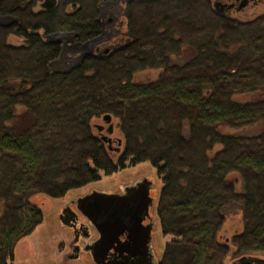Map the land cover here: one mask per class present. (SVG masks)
Here are the masks:
<instances>
[{"label": "trees", "instance_id": "trees-1", "mask_svg": "<svg viewBox=\"0 0 264 264\" xmlns=\"http://www.w3.org/2000/svg\"><path fill=\"white\" fill-rule=\"evenodd\" d=\"M45 1L0 0V16L15 19L0 23V264L41 223L35 198L144 162L160 179L155 217L171 237L156 264L264 256V11L237 21L218 0H124L132 40L59 72L49 64L60 43L42 36L97 38L98 6L113 0ZM151 70L154 79H134ZM112 119L123 140L115 161L93 124ZM255 124V134L230 133ZM232 206L242 227L228 244L220 231Z\"/></svg>", "mask_w": 264, "mask_h": 264}, {"label": "rangeland", "instance_id": "rangeland-1", "mask_svg": "<svg viewBox=\"0 0 264 264\" xmlns=\"http://www.w3.org/2000/svg\"><path fill=\"white\" fill-rule=\"evenodd\" d=\"M212 2L214 0H211ZM233 1V0H232ZM219 4L226 2L217 1ZM259 2V0H255ZM264 11V1L253 5L250 3L242 12L229 14V17L237 21H246ZM99 20L101 24L100 35L86 43H77L74 41L71 34L60 33L54 35L42 36L46 42H59L61 46L60 55L56 60L49 64L53 71L66 72L75 67L85 55H99L104 50H115L123 44L132 40L128 34L126 25V1L113 0L111 2L100 3L98 6ZM15 21L14 18L8 16H0V23L10 24ZM7 44L14 47L24 45L22 39L10 36L7 38ZM180 63L179 59L174 61ZM159 71H148L135 76L136 81L152 80L158 75ZM115 123L112 119L110 125L104 126V136L112 139L113 144L109 150L110 155L115 161L121 156L123 145L119 152H115L116 140H122V136L115 128ZM93 124L103 125L101 120H93ZM261 127V124H255L251 128H245L239 131L231 130L230 133L238 134H255ZM93 133L97 132L93 129ZM98 135V134H97ZM123 143V140L121 141ZM99 181L90 183L79 190H71L62 198L51 199L39 196L34 199V204L42 214L41 223L35 230L26 238L18 242L13 252V260L7 264H94L89 255L82 254L78 260L65 258L68 244L71 242L72 233L68 228L64 227L59 222V210L64 206L68 199L74 196H80L89 192H100L112 194L118 192L125 185L134 182L139 177L145 176L152 183L150 195L154 198L152 214L154 217V230L150 249L153 254L154 263L159 262L164 246L171 240L169 236H162L159 231L158 221L155 217V200L158 190L161 188V182L156 175L154 168L149 163L144 162L135 166L125 164V168L115 172L110 176H105L102 172L98 173ZM1 209V203H0ZM224 223L220 231V241L228 243L231 237L240 231L242 227L241 212L238 206H232L224 210ZM82 245V243H81ZM254 257L264 258L263 255H250ZM239 257L228 255L224 264H233ZM66 259V260H65Z\"/></svg>", "mask_w": 264, "mask_h": 264}, {"label": "water", "instance_id": "water-1", "mask_svg": "<svg viewBox=\"0 0 264 264\" xmlns=\"http://www.w3.org/2000/svg\"><path fill=\"white\" fill-rule=\"evenodd\" d=\"M234 2L237 3L236 11H241L250 3H255V0H234ZM219 5V3L214 4V8L223 12L218 8ZM43 6L50 8L52 3L46 0ZM233 6L234 4L223 5L226 10ZM107 52V49L103 51L104 54ZM102 120L109 123L111 118L105 115ZM95 128L98 132L104 129L102 125H95ZM100 139L110 150L112 139L103 134H100ZM121 144V140L117 139L115 152L120 151ZM151 185L150 181L143 179L134 186L126 188L123 194L93 191L75 200L78 212L98 235V238L85 248L94 264H156L150 249L154 223L143 225V221L148 217V209L154 204V198L150 196ZM62 215L59 217L60 223L67 226ZM123 235L126 236L127 242L120 241ZM109 254L117 257L110 260ZM233 264H264V258L240 256Z\"/></svg>", "mask_w": 264, "mask_h": 264}, {"label": "flooded vegetation", "instance_id": "flooded-vegetation-1", "mask_svg": "<svg viewBox=\"0 0 264 264\" xmlns=\"http://www.w3.org/2000/svg\"><path fill=\"white\" fill-rule=\"evenodd\" d=\"M231 4H234V6L228 10L229 11L236 10L237 3L234 2V0L233 1L232 0H226V4H220L218 8H220L221 10H226L227 8L223 7V5L225 6V5H231ZM103 132H104V129L102 130V132H99V133L102 134ZM143 179L148 180L147 177H145V176L139 177L134 182H131V183L125 185L124 187H122V189H120L116 193L123 194L124 190L126 188H128L130 186H134L135 184L143 181ZM82 188H84V186L79 188V189H82ZM79 189H76V190H79ZM150 190H151V186H150ZM86 194H88V193L82 194L80 196H74L72 198L70 197L68 199L67 203L60 208L59 214H58L59 215L58 217H60V215L63 214L62 219L65 220L68 224L67 226H64V227L68 228V230L72 233V239H71V242L68 244L67 252L65 255V258L69 259L70 261L78 260L79 256L82 254L90 256V253L87 252L85 250V248L87 246H89L91 243H93L98 238V235H97L96 231L94 230V228L89 224V222L84 218V216L78 212V210L76 208L75 200H77L80 197H84V195H86ZM155 205H156V202H155ZM152 208H153V206L148 209V217L143 221V225H147L148 223L153 222L154 226H155L154 217L152 214ZM62 211L64 213H62ZM59 222H60V220H59ZM152 234H153V231H152ZM120 241L127 242L126 236L125 235L121 236ZM151 241H152V239H151ZM81 243H82V245H81ZM116 257L117 256L114 257V256H111V254H109L110 260H113ZM90 258H91V256H90Z\"/></svg>", "mask_w": 264, "mask_h": 264}]
</instances>
